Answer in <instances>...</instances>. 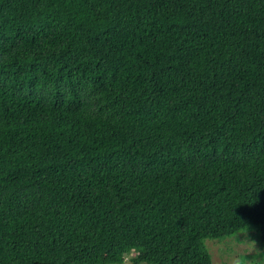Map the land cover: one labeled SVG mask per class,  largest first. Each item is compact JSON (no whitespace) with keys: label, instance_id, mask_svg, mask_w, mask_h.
I'll use <instances>...</instances> for the list:
<instances>
[{"label":"trees","instance_id":"obj_1","mask_svg":"<svg viewBox=\"0 0 264 264\" xmlns=\"http://www.w3.org/2000/svg\"><path fill=\"white\" fill-rule=\"evenodd\" d=\"M245 229L264 254V0H0V264Z\"/></svg>","mask_w":264,"mask_h":264},{"label":"rangeland","instance_id":"obj_2","mask_svg":"<svg viewBox=\"0 0 264 264\" xmlns=\"http://www.w3.org/2000/svg\"><path fill=\"white\" fill-rule=\"evenodd\" d=\"M252 230V229H251ZM255 230V229H254ZM241 230L237 237H226L222 239H206L205 245L210 253L213 264H264V254L260 240L255 231ZM249 231V232H247ZM233 239L232 243L229 242ZM133 255V253H131ZM244 255V256H242ZM241 256V257H239ZM122 264H131L129 257Z\"/></svg>","mask_w":264,"mask_h":264}]
</instances>
